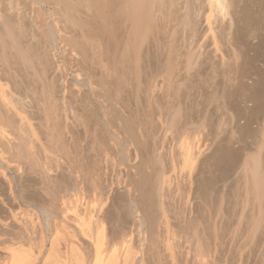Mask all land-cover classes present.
I'll return each mask as SVG.
<instances>
[{"label":"bare ground","instance_id":"1","mask_svg":"<svg viewBox=\"0 0 264 264\" xmlns=\"http://www.w3.org/2000/svg\"><path fill=\"white\" fill-rule=\"evenodd\" d=\"M245 1L0 0L3 264H215L223 250L236 255L237 264L254 251L264 258V121L255 131L258 141L255 133L250 135L254 151L244 141L241 145L234 121L224 144L221 135L220 143L217 137L210 139L212 130L207 134L202 125L195 127L193 138L167 143L188 79V91L194 94L210 79L204 82L208 88L229 85L242 91L248 99L245 107L252 98L255 101V83L246 86L239 68L248 51L264 45V37L261 19L244 16ZM258 9L264 14V0L258 1ZM159 17L161 28L155 21ZM217 23L227 26L223 43L227 41L230 56L221 46L219 38L224 36H217L222 28ZM144 50L148 58L142 61L139 53ZM145 62L148 76L142 80L139 70ZM140 97L146 112L140 113V122L133 117L134 122L132 103L138 110ZM185 115L178 117L179 124L189 117ZM179 130L174 132L183 135L184 129ZM236 143L242 160L234 153L239 162L218 165L224 150ZM165 154L171 168L182 173L164 176ZM229 182L241 188L237 201L230 204V219H218L221 212L218 218L208 216L204 209L212 199L205 206L198 201L201 195L205 199L215 196L213 192L227 194ZM224 200L226 205L232 202ZM198 203L209 217L207 223L201 221L207 224H202L201 235ZM42 221L53 223L44 229ZM49 231V248L40 260ZM37 234L40 242L34 248L30 242Z\"/></svg>","mask_w":264,"mask_h":264},{"label":"rangeland","instance_id":"2","mask_svg":"<svg viewBox=\"0 0 264 264\" xmlns=\"http://www.w3.org/2000/svg\"><path fill=\"white\" fill-rule=\"evenodd\" d=\"M244 1V0H243ZM258 1L259 0H249V1H245V3L243 2V4L245 5V7H243L244 8V16L246 17V14H247V18L249 17V18H252V17H254L255 19H257V18H259V19H261V21H262V25L260 26V34H261V36H263L264 37V14H262L260 11H259V9H258ZM239 2H240V0H239ZM247 2V3H246ZM250 2V3H249ZM247 4V5H246ZM163 6L165 7V10H166V2H164L163 3ZM206 8H207V5L206 4H204V6L202 7V12H204V11H206ZM164 9V8H163ZM164 10V11H165ZM162 12H163V10H162ZM253 18V20H255ZM155 21H157V27L159 28V25H160V28H161V26H162V21H161V18L159 17L158 19H156ZM154 24H156V22H154L153 23V25ZM220 23H217V27H218V29L220 28V27H222L220 30H218V29H216V30H218L219 32H217V33H220V35H217L218 36V38L221 36V34L224 36L223 38H222V36L219 38L220 40H222V41H220L221 43H223V40L226 38V40H227V31H226V29H227V26L226 25H224V27L226 26V28H224L223 26H218ZM226 24V23H225ZM151 26H152V23H151ZM155 26V25H154ZM223 30H224V33H223ZM159 31H160V29H159ZM160 35V34H159ZM226 36V37H225ZM225 40V42L227 43V41ZM247 40H245V43H247L246 42ZM219 42V43H220ZM224 42V43H225ZM220 43V44H221ZM223 43V45L221 44V46H222V48H223V46H224V48H223V51H224V49H225V52L224 53H226L227 52V50H228V54H229V56L231 55V51H230V49H226L225 47H227V44L225 43L224 44ZM248 44V43H247ZM145 49H146V47H145ZM146 50H148V49H146ZM151 49H149V53H148V51H146L148 54H149V56H150V52L152 51H150ZM248 50V49H247ZM144 52H145V50H144ZM146 52L145 53H143V51L142 52H140L139 53V58L141 57V59H142V61H143V59L144 60H147V58H148V56H147V54H146ZM230 52V53H229ZM143 53V55L145 56H143V55H140V54H142ZM154 54V52L152 51L151 52V55L153 56V54ZM227 54V55H228ZM146 58V59H145ZM244 61V60H243ZM148 62V61H147ZM145 64H146V67H147V69L145 70ZM145 64H143L142 65V69H143V66H144V69L142 70L141 69V67H140V70H139V73H140V75L142 76V78H141V76H140V78L143 80V78H144V75H147L148 76V72H147V74H146V71H148V64L145 62ZM243 64V63H242ZM242 67H240L239 68V74H241V72H242V74L241 75H243L244 76V80H243V82L246 84V86L247 85H249V84H251V83H255V84H253L254 86H252L251 88L253 89L252 91V96L254 97V93L255 94H257V95H255V98L256 99H258V100H256L255 99V101H252V100H254V98H252V100H251V102H248L247 103V107H245V102H246V100H248V99H245L244 97H243V93H242V91L240 92V91H236L232 86H231V84H230V86L232 87V89L229 87V85H227V86H225V87H223V88H221V87H216L215 85H213V87H210V88H208V86H206L205 84H204V82H208V81H210V79L209 80H205V79H203V80H205L204 82H202V84L200 85L201 87H202V89L200 90V89H198V92L196 93V94H194V91H188V87H189V85H187L188 84V82L189 83H191V80L190 79H188L187 81H185V85H186V87H187V89H184L183 88V90H182V93H181V107H183L181 110H180V108H179V114H178V117L180 116H182V115H185V117H184V119H186L188 116H189V113H191L190 115H192V119H189V118H191L190 116L185 120V122L184 123H180L179 124V118L178 117H175L174 119H173V121H172V125H171V127H170V129L168 130V133L167 134H169V135H167V139H168V141H167V143H171L172 145L174 144V142H175V140L177 141V142H175V145L178 143V141L181 139V138H184V137H189V138H193V133L194 134H196V129H195V127L197 126L198 128H199V126L200 125H202V127L200 126V128H203V129H201V130H204L207 134H211V135H209V138L210 139H216V137H217V142H219L220 143V140H221V144H224L223 143V141H224V139L225 138H228L227 136H229L228 134H227V132L228 131H230L229 130V128L231 129V127H232V124H233V121H234V125H235V129L234 130H238L239 132H238V134H239V140L241 141V145L242 144H246L247 145V148H251V150H253L254 151V149L256 148H254V146H255V142H257L256 141V130H258V127H261L262 126V124H263V119H264V115H263V111H264V99H263V97H264V93H262V90H263V92H264V86H263V83H264V45H261L260 47H256V48H253L252 50H250V51H248V54H247V59H246V61H244V64L243 65H241ZM231 70V69H230ZM227 70V71H229V75H228V77L229 78H231L232 76V71L233 70ZM232 73V74H231ZM231 76V77H230ZM133 77V76H132ZM220 76H217V77H215V78H219ZM128 77H126V79H127ZM129 79V78H128ZM248 79H251V80H249V82H248ZM128 81V80H127ZM129 82V81H128ZM186 82H187V84H186ZM206 82V83H207ZM211 82V81H210ZM243 83V84H244ZM216 84H218V83H216ZM206 87H205V86ZM262 85V86H261ZM215 86V87H214ZM226 87H227V89H226ZM257 87V88H256ZM207 88V89H206ZM227 90V91H224L225 89ZM229 88V89H228ZM259 88V89H258ZM211 89H212V92H211ZM223 89V90H222ZM125 90V89H124ZM128 89H126L125 91H127ZM186 90L190 93H192V95H194V96H192L191 95V93L189 94L190 96H188V94L186 93ZM210 92H209V91ZM219 91V93L218 92H215V91ZM229 90L231 91V92H229ZM262 93V95H261V93L259 92V91ZM204 93H202V92ZM208 91V92H207ZM223 92V93H222ZM229 92V93H228ZM234 92H237V93H235L234 94ZM240 92V93H239ZM127 93V92H126ZM186 93V94H185ZM198 93H200V95L198 94ZM207 93V94H206ZM210 93H212V94H210ZM214 93H215V97H214ZM219 95H218V94ZM222 93V94H221ZM226 93V95H224ZM201 94H203L202 95V98H201ZM209 94V95H208ZM197 95H198V97L201 99H199L198 97H197ZM212 96V98H211V96ZM218 95V96H217ZM223 95V96H222ZM227 95L229 96L228 98H227ZM259 95H261V96H259ZM190 97V99L188 98V97ZM191 96H192V98H191ZM204 96V97H203ZM222 98H221V97ZM226 97V99H225V97ZM194 97V98H193ZM211 99H209V98ZM216 97H219L218 98V101H216ZM207 98V99H206ZM230 98V99H229ZM140 99L141 100H139L140 102H142V103H138V110L136 109V108H134L133 107V103H132V108L134 109V112L132 113L133 115H131V117H132V119H133V121L135 122V119L133 118V117H135L136 118V120L137 119H139V122H140V120H141V118H142V114H145V112H146V104H145V101L143 102V98H141L140 97ZM194 99V100H193ZM203 99H205V100H203ZM221 99V100H220ZM226 100L227 102L225 103V101L224 100ZM228 99V100H227ZM260 99H261V101H260ZM133 100V98H131V101ZM163 100V102H167V99H162ZM162 100H161V103H162V105L164 106V108H166L168 111H169V105L167 104V103H163L162 102ZM165 100V101H164ZM190 100V101H189ZM197 100V101H196ZM200 100V102L201 103H199V104H201V105H199L197 102ZM208 100V101H207ZM184 101V102H183ZM195 101V102H194ZM202 101L204 102L203 104H202ZM212 103H211V102ZM213 101H214V103H213ZM216 102V103H215ZM253 102H255V103H253ZM260 102V103H259ZM143 103L145 104V105H143ZM193 103V104H192ZM223 103H225V107L223 106ZM196 104H197V106H196ZM211 104V105H210ZM221 104V105H220ZM254 104L256 105V106H254ZM141 105V106H140ZM143 105V106H142ZM167 105V106H166ZM199 105V106H198ZM214 105V106H213ZM227 105V106H226ZM249 105V106H248ZM258 105L260 106V107H258ZM261 105H262V107H263V109H262V107H261ZM188 106V107H187ZM215 106H217V107H215ZM142 107V108H141ZM197 107H199V108H197ZM202 107V108H201ZM205 107V108H204ZM215 107V108H214ZM226 108V107H228L229 108V111H227L226 109H224V108ZM185 108V109H184ZM195 108H197V109H195ZM261 108V109H260ZM143 109V110H142ZM190 111H189V110ZM200 109V110H199ZM231 109V110H230ZM258 109V110H257ZM259 109H260V111H259ZM137 110V111H136ZM183 110H184V112L185 111H187L188 110V112H186V113H184L183 112ZM198 110H199V112H198ZM135 111H136V113H138V114H136L135 113ZM139 111V112H138ZM143 111H145V112H143ZM206 111V112H205ZM182 112H183V114H182ZM209 112H210V114L211 115H209ZM233 112V113H232ZM262 112V113H261ZM140 113H142V114H140ZM200 113H202V114H200ZM208 113V114H207ZM218 113V114H217ZM230 114V115H229ZM260 114V115H259ZM207 116V118H204L205 116ZM209 116H211L210 118H209ZM235 116V117H234ZM141 117V118H140ZM221 117V118H220ZM176 118H178L177 119V121L175 120ZM193 118H194V120H193ZM203 118V119H202ZM236 118V119H235ZM197 121H196V120ZM205 119V120H204ZM210 119V120H209ZM182 120V119H181ZM189 120V122H187ZM208 120H209V122H208ZM212 120V121H211ZM175 121L178 123H176V124H174L175 123ZM184 121V120H183ZM193 123H192V122ZM196 121V122H195ZM207 121V122H206ZM212 123H211V122ZM136 122H138V120L136 121ZM198 122V123H197ZM203 122V123H202ZM207 124H206V123ZM214 123V124H213ZM239 123V124H238ZM195 126H194V125ZM203 124H205V125H203ZM209 124V127L207 126ZM212 124V125H211ZM216 124V125H215ZM176 125H178V126H176ZM182 125V126H181ZM210 125H211V127H213V128H211V129H209L210 128ZM231 125V126H230ZM233 125V126H234ZM264 125V124H263ZM185 126V127H184ZM190 126V127H189ZM175 127H176V129H175ZM177 127L179 128V127H181V128H179V129H177ZM118 128V127H117ZM172 128H174V129H172ZM188 128H190V129H188ZM195 130H194V129ZM205 128V129H204ZM208 128V129H207ZM236 128H238V129H236ZM183 130V135H181L182 134V132H180V131H182ZM187 129V130H186ZM172 130H173V132H172ZM174 130L176 131V132H178L177 130H179V132L181 133V134H179V133H176V132H174ZM193 130H194V132H193ZM212 130V131H211ZM197 131H199L198 129H197ZM208 131H211V132H209L208 133ZM172 132V133H171ZM200 132V131H199ZM213 132V133H212ZM215 132H216V135L217 136H215ZM219 134H218V133ZM171 133V134H170ZM198 133V132H197ZM229 133V132H228ZM255 133V135H254V139H255V142H254V140L252 139V134H254ZM173 134V135H172ZM174 134H175V136H174ZM177 134H179V135H177ZM226 134H227V136H226ZM237 134V133H236ZM237 134V135H238ZM214 135V136H213ZM221 135V136H220ZM250 135H252V136H250ZM170 136V137H169ZM179 136V137H178ZM182 136V137H181ZM192 136V137H191ZM220 136V137H219ZM224 136H225V138H224ZM174 137V138H173ZM212 137V138H211ZM218 137H219V139H218ZM251 137V138H250ZM176 138V139H175ZM177 138H180V139H177ZM222 139H223V141H222ZM172 140V141H171ZM173 140H174V142H173ZM251 140H252V144L253 145H251ZM243 141H244V143H243ZM173 142V143H172ZM169 143V144H170ZM169 144H168V146H169ZM170 144V145H171ZM244 144V145H245ZM125 145V144H124ZM123 145V146H124ZM239 143L237 144H235V145H233V147L232 148H230L228 151H227V149L226 150H224V152H223V154L224 155H222L221 157V159H220V157H219V159L220 160H218V159H215L216 160V162H217V160L219 161V162H217V164L219 163L220 164V166L222 165V166H224V164H225V162H227L225 165H227L226 167H228V165H230V167H231V164H229L228 162L230 161V163H234V164H236L235 163V161L237 162L238 160L239 161H241L242 160V157H243V155H242V153L239 151V149H240V146H241ZM251 146H253V147H251ZM236 147V148H235ZM129 148V147H128ZM237 148H238V150H237ZM249 148V149H250ZM254 148V149H253ZM235 149V150H234ZM226 151V152H225ZM236 151V152H235ZM239 151V153H237ZM229 152H231V155H230V153ZM226 153H229V154H227V155H229V157L227 156V157H225V155H226ZM234 153H236L237 154V157H239L238 158V160H237V158H235L236 160H234V157L236 156V154H234ZM234 154V156L231 158V156ZM238 154H240V155H238ZM167 154H165V155H163L162 156V167L164 168H162L163 169V171H164V176H166V177H168V178H173L176 174L178 175V174H180V173H182V172H180V170H179V168H177V167H175L174 169H172L171 168V166L169 165L170 163V159H169V157L168 156H166ZM224 157H225V159H224ZM118 158H119V156H118ZM117 157L114 159L115 161V163L117 162V164H118V160L120 159H118ZM227 158V159H226ZM229 158V159H228ZM231 159H233L232 160V162H231ZM169 162H168V161ZM224 161V163L223 162H221L220 163V161ZM226 160H228V161H226ZM234 161V162H233ZM238 161V162H239ZM113 162V161H112ZM165 163V164H164ZM167 163V164H166ZM223 163V164H222ZM218 164V165H219ZM164 165V166H163ZM166 165V166H165ZM168 165V166H167ZM219 166V167H220ZM221 166V167H222ZM214 175V174H213ZM215 176H216V174L214 175V178H215ZM210 178V176L208 175V176H205V180L207 181L208 180V178ZM217 180H214V181H212L213 183H214V185L212 184V182H211V184L209 185V187L210 186H215V182H216ZM209 182V181H208ZM219 184V183H218ZM231 186L232 188H233V184L231 183V182H229V184H228V186ZM174 186V185H173ZM202 186L203 185H201V187H200V190H199V193L201 192V190H203L204 188H202ZM227 186V187H228ZM228 187L227 189H225V190H227V196H229L230 195V197H232V198H230L229 199V197H227V196H225V194H219L218 192H216V193H212L213 195L214 194H216L215 196H210V194H208L209 195V197H207V194H206V197L208 198H203L202 197V195H201V198H202V200H198L199 202L201 201V202H203L204 203V205H205V203H209V202H212L211 204L209 203V207H204L205 209L204 210H208L207 212H209L208 214V216H211V215H214L215 217H217L218 218V212H221V214H220V217L218 218V219H220V218H222L223 217V219H230V217H231V215L233 214V212H231L232 210L230 209V208H232V205H233V203L235 202V201H237V198L236 197H238V196H236V194H238V193H241V188L239 187H235V188H233V189H231V187ZM202 188V189H201ZM212 188V187H211ZM230 189L232 190V192H233V195H232V192L230 191ZM238 189V190H237ZM205 190V189H204ZM233 190H235V191H233ZM239 191V192H238ZM224 192H226V191H224ZM231 192V193H230ZM237 192V193H236ZM229 193V194H228ZM183 194V193H182ZM201 194H202V192H201ZM219 194V195H218ZM221 195V196H220ZM223 195H224V197H223ZM239 195V194H238ZM198 196H199V194H198ZM216 196H219V197H216ZM235 196V200H234V197ZM213 197H214V199H213ZM223 197V198H222ZM209 198H211L212 199V201H209ZM221 199L222 198V200L223 199H225L226 198V200H224V202L225 203H227V201L228 200H230V201H232V202H230V203H227L228 205H226V204H224L223 203V201L222 200H216V199ZM205 200V201H204ZM206 200H208L209 202H207ZM213 200H214V202H213ZM218 202H222L221 203V205L219 206V204H218V206H216V207H218L217 208V210H216V207H215V205H217V203ZM229 202V201H228ZM214 203V204H213ZM232 203V205H230ZM213 204V205H212ZM201 205V206H200ZM213 207H212V206ZM223 205V206H222ZM203 205H202V203L200 204V203H198V209H199V212L197 213V215H198V218L200 217V222L201 221H203L204 223L206 222H208L207 220H209V217L208 216H206L207 217V219H206V217H205V215H207L206 213V211H204L203 210V207H202ZM205 206H208V204L207 205H205ZM211 206V207H210ZM228 207V209H227V207ZM209 208V209H208ZM215 208V209H214ZM219 208H221V210H223L224 208H226L225 210L227 211H225V210H223V212L222 211H219ZM231 210V211H229L228 212V210ZM202 210V212H204V214L203 213H201L200 211ZM198 211V210H197ZM213 211V212H212ZM206 212V213H205ZM211 212H212V214H211ZM216 212V213H215ZM226 212V213H225ZM224 213V214H223ZM227 213H229V214H227ZM204 216H203V215ZM226 216V218L223 216ZM217 215V216H216ZM212 217V218H215V217ZM227 216H228V218H227ZM202 217V218H201ZM233 217V216H232ZM203 219V220H202ZM204 219H205V221H204ZM222 219V220H223ZM50 220H52V218L50 219ZM203 222H201V225L200 226H202V224L203 225H207V224H204ZM52 223H53V221H50V222H44V221H42V226H43V228L44 229H46V226H47V228L49 229L51 226H52ZM46 225V226H45ZM204 226V227H205ZM203 226L202 227H200V229L199 230H201L200 231V233H199V235H201V232H202V229L201 228H203V229H205ZM50 233H51V231H49V232H46L45 233V237H44V253L41 255V257H40V260H42L43 259V256L46 254V250L49 248V238H50ZM202 236H203V233H202ZM3 239H6V240H4V241H8V239L7 238H3ZM27 242H28V240H27ZM26 242V243H27ZM39 242H40V237H39V234H37V235H34L33 236V238H32V240H31V244L33 245V247L34 248H36L38 245H39ZM5 243V242H4ZM59 248H60V252H63L64 251V245L63 244H60V246H59ZM222 252H224L223 254L225 255H222L221 253ZM221 253L219 252V254H221V255H219V254H217V256H215V261L217 262H219V264H226V263H228V264H237L236 262H237V259L238 258H236V255H232L231 253H229L228 254V252H226V251H222ZM228 254H226V253ZM251 252H253V250L251 251ZM254 252H255V255H254ZM253 253H251V255L249 254V256L246 258V262L244 261L242 264H264V258H262L261 257V255L259 254L258 255V253H257V251H254ZM252 254H253V256H252ZM234 257H232V256ZM257 255H258V257H257ZM229 256H231L230 258H229ZM250 256H252V257H250ZM5 254H4V256H3V254L2 255H0V264H3V262H5L6 260H5ZM223 259H222V258ZM225 257V258H224ZM262 258V260H260L261 258ZM221 259V261H220V259ZM228 258V259H227ZM236 258V260L234 261L233 259H235ZM244 258V259H245ZM250 258V259H249ZM255 258H257V259H255ZM260 258V259H259ZM225 259H227V260H225ZM249 259V260H248ZM259 259V260H258ZM232 260V261H231ZM253 260V261H252ZM223 261H226V262H223ZM252 261V262H251ZM260 261V262H259ZM262 261V262H261ZM215 262V264H218V262L216 263ZM255 262V263H254ZM150 263V262H149ZM148 263V264H149ZM151 264V263H150Z\"/></svg>","mask_w":264,"mask_h":264}]
</instances>
